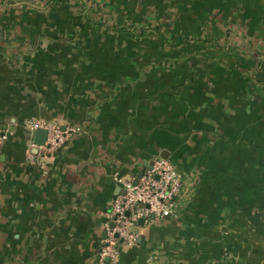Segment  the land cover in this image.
<instances>
[{"label": "crops", "instance_id": "crops-1", "mask_svg": "<svg viewBox=\"0 0 264 264\" xmlns=\"http://www.w3.org/2000/svg\"><path fill=\"white\" fill-rule=\"evenodd\" d=\"M263 51L264 0H0V264H94L162 156L178 213L115 264H264ZM28 119L76 131L39 165Z\"/></svg>", "mask_w": 264, "mask_h": 264}, {"label": "built area", "instance_id": "built-area-1", "mask_svg": "<svg viewBox=\"0 0 264 264\" xmlns=\"http://www.w3.org/2000/svg\"><path fill=\"white\" fill-rule=\"evenodd\" d=\"M264 65V51L261 55ZM25 127L32 135L28 147V159L42 165L44 161L56 155L65 145L68 131L53 123L28 119ZM36 130H45L47 137L44 145L33 144ZM6 134L0 129V144ZM36 148L32 155L31 150ZM113 181L119 193L110 204L109 221L105 226L104 238L96 250L94 264H115L119 258V249L123 245H133L137 240L135 229L140 222L147 223L151 219H165L178 213V199L184 188L182 175L168 160L156 158L152 164L145 165L136 176L124 177L113 175Z\"/></svg>", "mask_w": 264, "mask_h": 264}, {"label": "water", "instance_id": "water-1", "mask_svg": "<svg viewBox=\"0 0 264 264\" xmlns=\"http://www.w3.org/2000/svg\"><path fill=\"white\" fill-rule=\"evenodd\" d=\"M46 137H47V132L45 130H36L34 132V135H33V144H35L36 146H42V145H44V143L46 141ZM31 152L33 154H35L36 153V148H33L31 150ZM162 159H165V157L162 156ZM151 164H152V162L150 163V165ZM140 224H142V222H140Z\"/></svg>", "mask_w": 264, "mask_h": 264}, {"label": "trees", "instance_id": "trees-1", "mask_svg": "<svg viewBox=\"0 0 264 264\" xmlns=\"http://www.w3.org/2000/svg\"><path fill=\"white\" fill-rule=\"evenodd\" d=\"M79 21H80V18H76L74 21V25H77L79 23ZM121 32H127V33L132 34L133 36L142 37V36H144L145 31L143 29H141V31L136 32L135 30L132 29V27L127 26V27H124L123 29H121Z\"/></svg>", "mask_w": 264, "mask_h": 264}]
</instances>
